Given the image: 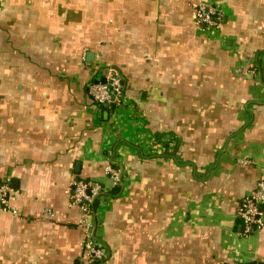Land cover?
Returning a JSON list of instances; mask_svg holds the SVG:
<instances>
[{
  "label": "crops",
  "instance_id": "crops-1",
  "mask_svg": "<svg viewBox=\"0 0 264 264\" xmlns=\"http://www.w3.org/2000/svg\"><path fill=\"white\" fill-rule=\"evenodd\" d=\"M108 164L90 264H264V225L236 216L264 173V0H0V264H83L67 189L106 192Z\"/></svg>",
  "mask_w": 264,
  "mask_h": 264
},
{
  "label": "built area",
  "instance_id": "built-area-1",
  "mask_svg": "<svg viewBox=\"0 0 264 264\" xmlns=\"http://www.w3.org/2000/svg\"><path fill=\"white\" fill-rule=\"evenodd\" d=\"M195 12L198 23L206 26H213L218 22L219 11L215 6L198 3L195 5ZM87 92L90 99L97 105L107 106L115 104L122 97V86L120 77L114 69H109L105 76L104 82L96 79L90 81L87 86ZM112 185L119 183L120 172L108 164L105 167ZM9 187L0 183V211L12 210L8 205ZM70 202L78 206L81 210V219L79 225L85 230L83 240L84 261L83 264H90L101 261L105 258L106 250L95 237V210L94 202L103 195V189L96 181L75 180L67 189ZM264 173L256 180L254 188L241 199L236 216L241 221L242 233L249 234L255 228H261L264 225Z\"/></svg>",
  "mask_w": 264,
  "mask_h": 264
},
{
  "label": "trees",
  "instance_id": "trees-1",
  "mask_svg": "<svg viewBox=\"0 0 264 264\" xmlns=\"http://www.w3.org/2000/svg\"><path fill=\"white\" fill-rule=\"evenodd\" d=\"M90 81H93V79L92 80H90ZM89 81V82H90ZM122 86V85H121ZM103 105V104H102ZM102 105H100V106H102ZM164 144H166V142L164 143ZM167 146H165V148H166ZM110 165H112V164H110ZM113 167H115L116 165H112ZM82 180H85V181H94V180H90V179H82ZM100 184V183H99ZM120 184L119 183H117V184H114V185H112V187L110 188V189H108V190H106V192L103 190V192H104V194H108V195H110V196H115L117 193H119V191H120ZM103 189V188H102Z\"/></svg>",
  "mask_w": 264,
  "mask_h": 264
},
{
  "label": "water",
  "instance_id": "water-1",
  "mask_svg": "<svg viewBox=\"0 0 264 264\" xmlns=\"http://www.w3.org/2000/svg\"><path fill=\"white\" fill-rule=\"evenodd\" d=\"M101 82H104V79H101ZM112 105V104H111ZM104 106H107V104H104Z\"/></svg>",
  "mask_w": 264,
  "mask_h": 264
}]
</instances>
